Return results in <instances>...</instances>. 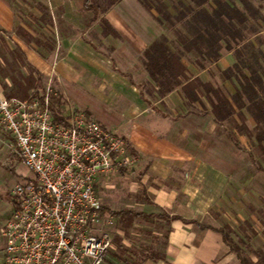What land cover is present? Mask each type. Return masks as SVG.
Segmentation results:
<instances>
[{
	"label": "crops",
	"instance_id": "0c3cea01",
	"mask_svg": "<svg viewBox=\"0 0 264 264\" xmlns=\"http://www.w3.org/2000/svg\"><path fill=\"white\" fill-rule=\"evenodd\" d=\"M48 5L53 34L50 77L56 88L65 101L122 137L138 159L128 170L142 193L140 212L154 216L151 235L159 233L151 229L154 225L165 233L161 249H155L159 259L145 264H239L214 229L224 230L241 250L238 241L264 252V212L248 207L264 206V175L247 154L235 150L210 116L186 114L179 90L159 99L139 63L144 50L164 33L155 12L146 11L137 0H115L97 18L84 9V0H48ZM102 20L112 32H104ZM15 25L11 1L0 0V30L9 32ZM232 63L228 54L215 67L223 70ZM185 66L189 77L211 80L209 71ZM141 84L151 92H145V100ZM236 138L250 150L246 136ZM11 152L12 139L0 129L1 163L9 161ZM1 198L6 196L0 194V208ZM15 205L0 216V231L17 210ZM245 224L255 232L249 238ZM2 247L0 235V264ZM251 261L258 264L256 256Z\"/></svg>",
	"mask_w": 264,
	"mask_h": 264
},
{
	"label": "built area",
	"instance_id": "2783aa9c",
	"mask_svg": "<svg viewBox=\"0 0 264 264\" xmlns=\"http://www.w3.org/2000/svg\"><path fill=\"white\" fill-rule=\"evenodd\" d=\"M50 104L48 95L43 101L0 96V129L31 173L10 190L18 207L0 231L2 264H104L118 231L95 186L138 159L84 111L65 109L60 123Z\"/></svg>",
	"mask_w": 264,
	"mask_h": 264
},
{
	"label": "trees",
	"instance_id": "16d2710c",
	"mask_svg": "<svg viewBox=\"0 0 264 264\" xmlns=\"http://www.w3.org/2000/svg\"><path fill=\"white\" fill-rule=\"evenodd\" d=\"M114 1L84 0V9L91 11L97 18ZM137 1L146 11L155 12L156 20L164 29V33L151 42L139 58L140 65L155 85L156 96L162 99L179 90L187 108L186 114L210 116L234 144L235 150L247 154L254 169L264 175V36L260 29L264 17L260 8L251 0H177L171 2L170 7L164 0ZM40 7L44 15L41 19L51 25L50 12ZM102 23L104 32H112L105 20ZM11 54L13 63L22 61L19 52ZM228 54L232 55L233 63L223 70L217 69L216 74H210V81L203 82L198 77L188 76L185 64L193 65L200 71H209ZM2 61L7 63L3 57ZM1 71L0 66L3 96L7 99L30 98L27 92L34 86L32 76L17 79L11 72L8 86L1 78ZM225 83L231 85L232 94ZM138 87L141 98L145 100V94H151L149 88L145 84ZM38 99L43 101V96ZM49 110L56 122L63 123L61 115L51 104ZM246 118L254 122L253 128L247 127ZM236 135H244L249 139L261 162L257 161L254 151L241 147ZM103 210L108 212L104 207ZM108 213L124 226L133 220L152 223L154 219L152 215L127 209ZM170 219H179L184 224L194 223L202 230L209 228L176 216ZM214 231L222 235L224 244L239 264H252L224 230ZM250 253L257 257L258 264H264V254L260 250L251 248ZM126 254L129 262L124 264H145L157 261L160 256L153 250L142 251L137 255L131 249Z\"/></svg>",
	"mask_w": 264,
	"mask_h": 264
},
{
	"label": "rangeland",
	"instance_id": "374dc122",
	"mask_svg": "<svg viewBox=\"0 0 264 264\" xmlns=\"http://www.w3.org/2000/svg\"><path fill=\"white\" fill-rule=\"evenodd\" d=\"M10 1L14 9L16 25L13 30L9 32L0 30V66L2 69V80L9 86L10 81L8 75L11 72H13L12 75L17 79L23 76H32L35 82L33 88L29 89L27 92V96L30 97L29 99L48 95L53 109L58 114L61 115L65 109H76L84 111L88 115L85 110L75 107L65 101L56 88L54 80L50 77V51L52 49L53 34L50 29L51 25L41 19L44 15L40 7L42 6L49 11L48 0ZM176 1L177 0H164L168 7L171 6V2ZM251 1L260 8L262 16L264 17V0ZM260 29L262 36H264V23H261ZM12 52H19L22 61L17 60L16 64L13 63ZM2 57L5 58L7 63L2 61ZM216 70V67H212L209 70V74H216ZM226 88L231 94L233 93V89L230 85H227ZM0 89L2 91L1 86ZM246 125L248 128H253L254 122L250 118H246ZM249 149L254 151L255 156L258 158V153L255 149L252 148V146L249 147ZM6 156L7 155L4 157ZM8 160L7 163H1L0 161V194L6 196V198H1L0 216L7 215L9 209L15 208V203H18V199L13 197L10 192L13 185L19 180L23 181L31 178V173L19 163V160L12 152L9 154ZM257 161L261 162L260 158H258ZM134 183L135 174L124 169L121 170L120 174L117 176L100 178L95 186V191L103 207L107 209L108 212H116L123 209L140 212L139 203L143 201L142 193L140 189H136ZM252 198L260 200V197L257 195H255V198ZM248 207L251 212H264L263 205L258 209L255 205H249ZM115 222V230L118 231V234L115 235L114 238L115 250L112 252L107 264L128 263L129 257L126 254L127 250L129 251L132 249L135 254L139 255L142 251H155L156 248L159 250L164 244L165 233L162 229H159L158 225L151 226V229H157L159 233L157 235H151L149 231V225H151V223L133 220L127 224V226H124L120 225L116 220ZM245 228L246 237L249 238L255 233L254 229L249 224H245ZM240 242L241 241H238V244L241 246L245 255L250 258V260L255 259V256L250 253V245L245 244L243 241L241 245ZM257 250H260L262 254H264L262 249Z\"/></svg>",
	"mask_w": 264,
	"mask_h": 264
}]
</instances>
